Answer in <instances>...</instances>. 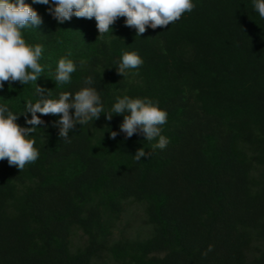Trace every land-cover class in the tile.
<instances>
[{
    "label": "trees",
    "instance_id": "16d2710c",
    "mask_svg": "<svg viewBox=\"0 0 264 264\" xmlns=\"http://www.w3.org/2000/svg\"><path fill=\"white\" fill-rule=\"evenodd\" d=\"M193 3L167 27L136 36L121 17L99 37L94 18L58 24L32 4L43 23L21 32L43 46L37 84L56 99L92 76L105 113L125 95L158 101L170 143L126 138L115 114L65 141L59 117L42 116L38 160L21 172L0 161V264H264V19L253 0ZM125 51L143 65L122 76ZM61 58L76 64L63 85ZM35 88L5 83L0 105L22 114ZM141 147L152 154L137 162Z\"/></svg>",
    "mask_w": 264,
    "mask_h": 264
},
{
    "label": "clouds",
    "instance_id": "9594fccd",
    "mask_svg": "<svg viewBox=\"0 0 264 264\" xmlns=\"http://www.w3.org/2000/svg\"><path fill=\"white\" fill-rule=\"evenodd\" d=\"M32 4L47 5V12L63 24L73 17L95 19L98 37L113 30L118 18H125V26L134 28L136 36H141L147 30L167 27L179 21L185 13L194 10L193 0H32ZM25 0H0V90L5 83L9 87L14 82L26 85L35 82L36 102L28 101L22 114H14L8 106L0 105V161L7 160L9 166L20 170L26 165L35 163L39 158V150L34 147L32 134L41 125H45L42 116H58L53 122L58 127V135L68 141L69 134L76 125L93 122L104 114L110 121L113 115H123L120 131L126 138L141 134L146 141H156L152 151L164 150L170 143L168 137L162 135V128L167 123L168 113L159 107L158 101L150 98H131L127 95L117 97L110 112L105 113L100 91L94 78L88 76L84 87L72 93L65 91L53 99L50 89L37 84L44 69L38 62L43 46H29L22 36V29H38L43 19L38 11ZM253 6L261 19H264V0H253ZM143 65V59L137 52L125 51L116 66L117 73L124 76L127 71L138 69ZM76 71V64L67 58L58 61L55 72V84L71 83V74ZM74 110V112L72 111ZM31 118H28V114ZM39 114V115H38ZM23 115L26 125L17 123ZM46 127V125H45ZM111 138L118 133L111 131ZM152 153L143 147L137 149L134 159L139 162L149 158ZM212 246H209V251Z\"/></svg>",
    "mask_w": 264,
    "mask_h": 264
},
{
    "label": "rangeland",
    "instance_id": "374dc122",
    "mask_svg": "<svg viewBox=\"0 0 264 264\" xmlns=\"http://www.w3.org/2000/svg\"><path fill=\"white\" fill-rule=\"evenodd\" d=\"M134 212H136V211H134Z\"/></svg>",
    "mask_w": 264,
    "mask_h": 264
}]
</instances>
